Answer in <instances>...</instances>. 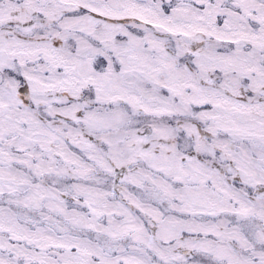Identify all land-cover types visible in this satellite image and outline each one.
I'll use <instances>...</instances> for the list:
<instances>
[{
    "label": "snow or ice",
    "instance_id": "obj_1",
    "mask_svg": "<svg viewBox=\"0 0 264 264\" xmlns=\"http://www.w3.org/2000/svg\"><path fill=\"white\" fill-rule=\"evenodd\" d=\"M0 264H264V0H0Z\"/></svg>",
    "mask_w": 264,
    "mask_h": 264
}]
</instances>
